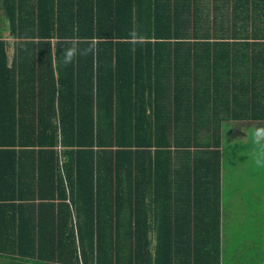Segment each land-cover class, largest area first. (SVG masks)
<instances>
[{"label":"trees","instance_id":"obj_1","mask_svg":"<svg viewBox=\"0 0 264 264\" xmlns=\"http://www.w3.org/2000/svg\"><path fill=\"white\" fill-rule=\"evenodd\" d=\"M181 5L0 0L18 38L11 61L0 38V264H221L219 121L195 138L193 78L230 19L192 43Z\"/></svg>","mask_w":264,"mask_h":264},{"label":"crops","instance_id":"obj_2","mask_svg":"<svg viewBox=\"0 0 264 264\" xmlns=\"http://www.w3.org/2000/svg\"><path fill=\"white\" fill-rule=\"evenodd\" d=\"M176 1H182L181 8L184 9L182 16L179 18L189 19V29L191 31L193 30V33L189 32V34H191V40L189 41L192 43L200 41L201 39L199 37L207 34L210 29L209 27H203L205 21L214 22L215 19L218 18V22H222V19L223 21H228V19H230V23L218 27L217 36L225 37L224 39L217 41L225 42L228 45V47L222 45L218 47L217 50L220 52V56H218V58H214L213 54L210 53V60L205 61L208 54L204 56L199 53L206 52V48L204 46H196L195 48L191 46L192 51H194L195 58L204 60L205 63H217L218 66L216 69L213 68L212 71L208 72H203L204 70L199 69L197 71V76L193 78L194 83L196 79V89H204V86L209 87L206 92L197 90L200 92L199 94L201 97H199L200 101L197 103V116L199 115V119L195 124V138H205L206 134H203L204 129H207L205 126L208 125L212 118L213 120L216 119L219 121V140L220 149L222 150V148L225 147V143L228 146L241 140L240 138L248 132L247 129L250 130V134L252 135L253 130L258 133V131L264 127V118H254L252 113L258 112L255 109L251 110L252 104L255 103L257 106L259 101L264 102V91L260 92V89L262 88L261 84L259 83V85L255 83L258 75L259 78H261V81L258 79V82H264V73H262L264 72V64H256L255 62L257 60L253 57V52L257 53L260 50L264 52V0H242L239 5L235 6L236 10L239 12L236 18L232 16V7L228 10L226 9L228 4L226 0ZM233 1L235 4L238 3V0ZM245 17L249 19V24L246 29L241 25V22H243ZM211 33L213 32L211 31ZM208 36L214 37L213 35ZM12 39V44L10 41L4 39L9 42L10 45L9 48H7V56H9V58V50L11 48H13L12 58L14 57L16 50L15 42L18 38ZM208 41L210 43L215 42L214 39H208ZM240 43H243V46L239 45ZM241 51L244 53L245 61L244 58L240 59V57H243L239 54ZM214 52H216V50H213V53ZM263 58L264 56L262 55L261 59ZM223 60L225 61L222 62ZM213 61L215 62L213 63ZM235 63L237 66H235ZM204 65L206 64L199 63L196 65V68ZM214 96L219 100V103L214 101ZM226 100H230V107L227 106ZM230 113L232 115H230ZM200 126H203V128ZM210 127L212 129V126ZM211 129H207L208 133L211 132ZM207 138H209L210 141L213 140H211V136ZM252 140L257 139L252 135ZM212 146H214V144L211 143V147ZM54 148L58 154L59 169L62 172V146L58 144ZM248 154L249 151H246L245 156L248 157ZM32 169L33 168L30 166V163H27V168L24 172L32 174L34 172ZM15 178H18V176L15 175ZM195 216L197 219L200 218V221L198 220V228L199 226L205 225L204 220L207 219V216L200 215L199 211L196 212ZM47 264L59 263L53 261L48 262Z\"/></svg>","mask_w":264,"mask_h":264},{"label":"rangeland","instance_id":"obj_3","mask_svg":"<svg viewBox=\"0 0 264 264\" xmlns=\"http://www.w3.org/2000/svg\"><path fill=\"white\" fill-rule=\"evenodd\" d=\"M9 31V23L0 21V37L12 44ZM9 55L11 60L13 48ZM226 104L230 107V100ZM247 131L220 153L221 264H264V127L253 130L257 140Z\"/></svg>","mask_w":264,"mask_h":264}]
</instances>
